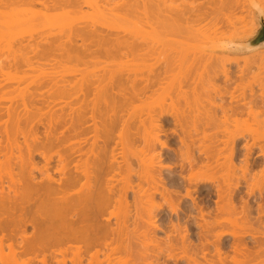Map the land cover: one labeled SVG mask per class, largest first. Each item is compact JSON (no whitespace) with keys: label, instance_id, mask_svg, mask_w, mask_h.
Wrapping results in <instances>:
<instances>
[{"label":"bare ground","instance_id":"1","mask_svg":"<svg viewBox=\"0 0 264 264\" xmlns=\"http://www.w3.org/2000/svg\"><path fill=\"white\" fill-rule=\"evenodd\" d=\"M191 1L175 11H170L168 0H142L133 6L140 8L138 18L145 17V24H149L148 15L163 16L172 29L169 35L185 39L187 49L179 59L174 56L160 63L155 57L158 50L151 48L150 31L140 18V25L125 32L127 37L110 39L117 49L114 55L110 52L114 48L109 49L113 44L107 40L109 48L105 46L111 34L104 37L105 47L103 39L99 43L106 55L110 52L109 56L121 58L117 64L113 59L115 65L110 62L114 68L102 64L105 69L100 74V61L92 70L93 64L87 62L99 54L87 61L76 54L78 66L85 61L80 63L85 70L79 74L81 66L80 70L71 67V103L60 135L53 128L57 122L53 123L56 115L51 112L41 139L38 125L35 128L31 122L33 116L0 106V264L264 262L260 261L264 257V51L256 52V48L250 59L205 52L211 41H219L222 53H245L238 48L229 50L228 45L240 44L237 41L255 33V15L248 1L264 12V0ZM27 2L31 7L40 3ZM89 2L49 0L41 4L46 11L71 8L79 12ZM237 10L242 15L237 16L240 24L234 18L229 27L231 18L226 20L225 14ZM221 17L228 22L225 31L232 27L231 31H223L226 23H221ZM87 51L91 56L92 49ZM162 53L158 52L159 58ZM177 77L183 80L179 83ZM160 92L169 98L161 96L160 103L151 106L149 97ZM146 99L151 104L148 107L158 108L140 112V108L148 109ZM135 102V106L142 102L140 108L135 107L139 114L133 110ZM176 104L184 110L178 111ZM141 114L148 116L140 118ZM133 118H140L138 124ZM161 121L178 129L173 133L184 149L174 151L176 157L170 160L179 161L180 154L179 166L173 162L164 167L160 162L157 149L167 145L160 139L166 133ZM55 149L59 153L52 154ZM127 152L138 162L132 155L126 157ZM131 160L138 163L139 171ZM175 167H180L178 174L164 177V169ZM157 198L162 204H156Z\"/></svg>","mask_w":264,"mask_h":264},{"label":"rangeland","instance_id":"2","mask_svg":"<svg viewBox=\"0 0 264 264\" xmlns=\"http://www.w3.org/2000/svg\"><path fill=\"white\" fill-rule=\"evenodd\" d=\"M39 1H40V3L37 2V4L34 7H33V5L31 7V6H28V3H30V2H27L25 4V0H17V1L14 0L13 4H11V3L6 4V2L3 3L0 0V2H1V4H0L1 5L0 6V106H2L4 108H10L12 111H15L17 113L20 112L22 116L24 114L28 115V117L33 116L32 118L30 117L31 120L32 119L33 120L32 121L29 120V121H31L33 123V126L35 125V128L38 127L37 131L39 130L38 132L41 133L39 135L41 137V139L44 136V131H46L48 128L49 123H47V121L49 122L48 119H50V118L48 116H49L50 112H51V114L53 113L56 115L55 118H53L54 119L53 123H56V122L57 123H56V127H55V124L53 125V128H54V130H56L55 132L57 134L60 135L59 132H61L64 128L62 125L65 126L64 122H65V119L67 120V117L65 116V119H64V114L67 115V111H69V109H67V108L70 106V103H71L70 102L71 99L69 98L70 97V94H69L70 80H73L72 79L73 75L71 73V67L76 65V67H79L78 70H80V66H81L82 69L80 71H78L79 74L83 70V68L85 67V66H82V64L80 65V63L85 62L84 60L82 62H79V66H78V63L76 61L77 60L79 61V59H80L79 56L81 55L82 59L85 58V60L87 61L90 59V57H92L93 54H94L93 56H95L97 54L100 55V56L99 55L97 56L98 59H97V57H96V59H94V57H92L93 59H90V61H87V62H90L91 64H93V65H90V63H88L91 66L90 70H92V68H94V66L97 67L100 63L101 64H100L99 68H97L99 71L103 67V66H101L102 64L104 66H106L107 63L109 65H111L112 63L114 64L116 62L115 64H117V60L121 59V58L117 55H116V57L118 59L109 56L111 54L114 55L115 53L113 54V52H115L117 50L114 48L115 42H112V40H113V38H115V39H118L121 37L123 38L124 37L123 35L126 36L127 34H129L127 31L130 32L132 29H134L136 27L137 24H139L138 23L139 18L141 19L140 20L141 23L143 25H146L145 28L148 31H150L151 35L149 38L151 41V48L153 47L152 49L158 50L155 57L157 59L161 60L160 61L161 64L165 60L167 61L174 56H176L179 59L181 57L182 50H184V48L187 49L186 48L187 46H185V43H186L185 39L169 35L170 30H172V29H171V27H169L168 25L165 24V22L163 21L164 20L163 16L159 17L158 15L157 16L156 15H148L149 24H145V22H147L145 17L139 16V18H138V14H139L140 10L139 11H136V10H137L140 2H142V0H89V1H91V3L89 2L91 5L85 6L79 12H77V11L73 12V10L71 8H57V9H52L53 11L52 10L46 11L42 7L41 2L42 3L47 2L49 0H39ZM50 1H53V0H50ZM54 1H59V0H54ZM168 1H169L168 6L170 7V11H175L177 8H182L186 4H188V6H189L192 3L191 0H189V1L188 0H168ZM205 1H206V3L208 2V0H204V1L202 0V2H204V3H205ZM212 1L213 0H211V2ZM21 2H23V3H21ZM137 2H139V3H137ZM195 2H197V0H195ZM2 3L5 4L4 7H3ZM248 3H249V5H250V7H251V9L255 15V24L257 26V29L255 30V33L252 36L246 37L245 39H242V40L237 41V42L245 43V42L250 41L251 39H253L256 36L257 32L260 29V24L258 21L257 8L250 1H248ZM141 4H143V3H141ZM196 4H198V3H196ZM135 5H138L136 10H135V8H133V6L135 7ZM138 9H140V8H138ZM110 10L111 11L113 10V11L111 12ZM135 11L138 13H135ZM230 11H232V10H230ZM230 11H229L230 14L228 16H227L228 13L227 14H225L226 12L224 13L226 15L225 16L226 20H227V17H228V19L231 18L230 19V23H231V20H234V18H236L234 21H236V22L238 21V23H239L238 18L240 16V13H237L238 10L236 12H234L233 14ZM239 11H240V9H239ZM242 11H244V10H242ZM38 12H41V13L38 14ZM234 14H235V16H233ZM246 14L247 13L244 11V16ZM140 15H142V14H140ZM169 15H170V13L166 14V16H169ZM229 16H231V17H229ZM237 16H238V18H237ZM222 17H221V23H223V21L226 23V20H222ZM236 22H235V24H236ZM227 23L224 26V29H223V27L221 28V32H223V31L227 32V31L232 30V27H233L232 24L234 22L229 25V27L232 26L231 30L228 28V30L225 31V29L227 28V25H228ZM238 23L236 25H238ZM223 25L224 24H221V26H223ZM140 27L141 26H139V28ZM237 27H239V26H237ZM222 29H223V31H222ZM90 31H92V32H90ZM79 32L81 34H84V35H81ZM93 32L95 35L93 34ZM125 32L127 34H125ZM88 33L91 35H89ZM119 33H121V35ZM97 34L100 36H98ZM92 35H94V36H92ZM108 35H110V36H108ZM116 35L117 36L120 35V36L117 37ZM84 36H86V37H84ZM101 36H103V38H101ZM105 36H106V38L108 36L109 39L104 38ZM84 38H86V39H84ZM129 38L131 39V36L128 37V40H129ZM102 39H103V41H102ZM105 39H106V44L104 41ZM110 39H112L111 43H110ZM115 39L113 41H115ZM107 40L109 42V45L113 44L110 46V48L107 45V43H108ZM126 40H127V38H126ZM101 41L103 43V46L105 44V46L107 45L106 47H108L109 49H111V47H112L115 50L112 49L110 51L111 54H110V52L107 51L108 52L107 54H109V55H106V51L104 52V50H103L104 48H102V43L99 44ZM83 42H85V45ZM129 42H131V40H129ZM189 42H191V41H189ZM50 43H51V46L48 45ZM52 43H53V45H52ZM68 43H70V44H68ZM190 44L191 43H189L188 46ZM193 44L194 43L192 41L191 45H193ZM219 45H220L219 41H211L206 46L205 52H207L209 54H212V53L218 54L221 56L224 55V56H229V57H242V58L245 57L248 59L251 54L253 56L254 55L253 53H256L259 51H261V52L264 51V47H262V48H259V50L256 52L252 51V52H245L242 54H225V53H222L223 49L218 48ZM68 46H69V48H68ZM72 47L75 49H73ZM98 47H99V49H98ZM115 47H117V46H115ZM228 47H229V45H228ZM89 48H90V50L92 49L91 56L89 54L90 51H89V53L87 51V49L89 50ZM100 48H101V51H100ZM82 49L87 51L86 55H85L86 51H84ZM96 49H98L99 51ZM93 50H94V53H93ZM229 50H230V48H229ZM160 51H162L163 53H162V56L159 58L158 52H160ZM67 52L69 53V56L67 55L68 54ZM76 54L77 55L79 54L78 55L79 59H77V60H76V58H77ZM71 55H73L74 57H72ZM70 56H71V58H70ZM107 57L109 58V60L107 59ZM206 57H208V56L206 55ZM130 58H132V57H130ZM153 58H152L151 63L154 64V62L156 60H153ZM82 59H80V60H82ZM113 59H115V62ZM94 60H97V61L94 62ZM126 60L127 59H125V61ZM132 60H133V58H132ZM132 60H128V61L131 62ZM99 61H100V63H99ZM123 61L124 60L120 61V62H122L121 64H123ZM128 61H126V62H128ZM96 62L99 64H97ZM110 62H112V63H110ZM120 62H118V63H120ZM126 62L123 65H126ZM113 64L111 65V67H113ZM131 64H133V62ZM109 65L106 67L109 68ZM127 65H128V63H127ZM76 67L74 68V70H77ZM96 67H95V69H96ZM131 67H132V65H131ZM103 68L105 69V67H103ZM103 68L101 69L102 72H100V74L101 73L103 74ZM72 69H73V67H72ZM179 69H177V70H179ZM181 69L184 70L183 68H181ZM84 70H85V68H84ZM98 70H97V72L99 73ZM150 70H152V69L150 68ZM95 72H96V70H95ZM124 72H126L125 69H124ZM143 72L146 74L147 71H143ZM144 73H143V75H145ZM183 73L185 74V72H182V74ZM70 74L72 76H70ZM176 74H177V71H176ZM178 74H180V73H178ZM255 74L259 75V73L257 74L256 72H255ZM178 79H179V83L183 80V79L180 80V78H178ZM177 81L178 80L176 79L175 83H177ZM251 81H252V79L249 78L248 82H251ZM177 85H178V83H177ZM174 86H173V88H177L176 84H174ZM57 88L61 89V92H59L61 94L58 93L59 90ZM173 88H171V89H173ZM175 90H177V89H175ZM175 90H172V91H174V93L171 92L174 95L176 93ZM162 92H160L161 95L158 93L153 97L152 96L149 97L150 103H152V105L148 102L149 101L148 99H146L147 103L145 100H142V101L146 103L147 107L149 105L154 106L157 101L159 102V98L161 99L162 97L165 96V93H162ZM174 95H172V96H174ZM156 96H157V98H156ZM158 96H160V97H158ZM166 96H167V94H166ZM166 96L164 97L165 99H166ZM91 97H93V96L91 95ZM91 97H89V98H91ZM95 98H93V99L95 100ZM151 98H153V100ZM168 100L166 101L167 104H168V102H170ZM90 101H91V99H90ZM152 101H154V103ZM140 103L142 104V102H140ZM140 103L138 102L139 106L138 105L135 106V104H137V102L134 103V106H132V107H134V109H133L134 111L138 110L135 107L140 108V105H141ZM151 106L148 107V109H147L145 107V105H143V107H145L146 109L140 108L139 110H140V112H141V110L148 112V111H152L153 108L154 109L158 108V107L155 108V107H151ZM177 108H178V106L176 104V109ZM179 108L177 109L178 111H179ZM135 109H137V110H135ZM149 109H152V110H149ZM61 110H62V112H61ZM133 110H131V111L133 112L132 114L134 115L135 112ZM139 110L137 111L138 113L136 112L137 114H139ZM175 110H173V111H175ZM183 110L184 109H181L180 112H182ZM39 111H41L42 115H40ZM170 111L172 112V110H170ZM185 111H188V110H185ZM154 112L155 111L150 112V113H154ZM29 113L31 115H29ZM34 113L36 114L35 119H34ZM57 113H59V114H57ZM156 113H158V112H155V114ZM187 114H189V112ZM144 115H142V117H140V118L145 119V117L148 116L147 114H146V116H144ZM136 116L135 117L133 116V117L137 118L138 116L137 117ZM26 117L27 116L22 118L23 122L26 119ZM140 118H139V120H140ZM55 119L58 121H55ZM135 120L136 119H134V121ZM50 121H52V120H50ZM138 121H137V123L136 122L133 123V120H132L131 123L132 124H135V123L138 124ZM161 123L163 124L162 126L165 129V130L164 129L163 130L166 133H162L160 135V139L163 142L166 141L167 145H169V146L166 145V147H162V148L158 147L157 150H159V151H157V152L160 153V155H161L160 157L162 160L160 162H162V165H164V167H166L167 165H170L173 162H174L173 165H175L176 163H178L180 161V154L179 153H178L179 155H177L179 157V159H178L179 161H177V158H175V161H173V160L171 161L170 158L173 157V159H174V157H176V154H177L176 152L174 153V151H178V149L182 148V147H181V144H179L178 140H176V139H178V136L174 135V133H173V129L175 130L177 128L174 125H170V124L166 125V123H164V121H161L160 124ZM60 124L62 127H60ZM24 125H23V127H24ZM169 127H171V128H169ZM66 130L63 132L66 133L67 132ZM169 132H170V134H169ZM172 133H173V135H172ZM171 135L174 137H172ZM164 139H166V140H164ZM18 140L20 142L24 141L22 136H19ZM138 145H136L137 147L135 146L136 147L135 150L137 148L138 149L142 148L141 144H140L141 146L139 145L140 148L138 147ZM60 149H61L60 152L63 154L62 148H60ZM138 149H137V151H139ZM183 149H184V147L181 150H183ZM64 150H65V148H64ZM135 150L133 149V153ZM49 152H51V151H49ZM56 152L59 153V150H56V149L53 150L52 154L56 153ZM128 153L129 152L126 153V157L131 156L133 154L132 153L130 155V153L129 154ZM134 154H136V153H134ZM55 155L57 156V154H55ZM133 155L131 157H133L132 159L134 160L135 156H133ZM56 156H55V158H56ZM35 159L39 161L40 158L37 156ZM130 159L131 158L129 157L128 160H130ZM136 159L137 158H135V160ZM133 160H131V162H132V164H134L133 166H134L135 171H136V166L138 167L137 170L139 171L138 163H136L137 164L136 165L134 162L135 160L134 161ZM136 162H138V161L136 160ZM179 163H182V162H179ZM179 163L177 164V166H179ZM179 170H180V167H179V169H178V167L177 168L175 167V169L173 171H169V170L164 169L163 175H164V177L168 175L167 176V178H168V177H171L172 172H173V174H174V172L175 173L177 172L176 174H178ZM185 172H187V173H185ZM185 172H184L185 174H188V170ZM132 179L134 181V179H136V177L135 178L133 177ZM159 199L160 198H157L156 204H158L159 201L162 204V200L161 199L159 200ZM166 210H168V209L165 208V211ZM159 223H161V222L159 221ZM160 233H161V235L163 234L162 235L163 237L165 236L164 233H162V232H160ZM160 233H158L159 235H157V236L160 237L161 236ZM162 236H161V238H163ZM23 258L24 259H22V260H24V261H26L25 259H28L26 257H23ZM261 258L262 259H260V261L261 260L264 261V259H263L264 257H261ZM262 264H264V262Z\"/></svg>","mask_w":264,"mask_h":264},{"label":"water","instance_id":"3","mask_svg":"<svg viewBox=\"0 0 264 264\" xmlns=\"http://www.w3.org/2000/svg\"><path fill=\"white\" fill-rule=\"evenodd\" d=\"M257 12L260 29L256 36L248 42L229 45L230 49L238 48L241 50H246L244 52H252L256 48L258 49L264 47V12L259 8H257Z\"/></svg>","mask_w":264,"mask_h":264}]
</instances>
